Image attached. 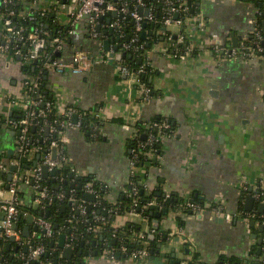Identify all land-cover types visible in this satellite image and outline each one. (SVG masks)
I'll use <instances>...</instances> for the list:
<instances>
[{
	"label": "crops",
	"instance_id": "0c3cea01",
	"mask_svg": "<svg viewBox=\"0 0 264 264\" xmlns=\"http://www.w3.org/2000/svg\"><path fill=\"white\" fill-rule=\"evenodd\" d=\"M199 5L200 12L191 16L183 27L175 23L168 27L175 37L187 33L197 53L175 56L173 43L165 39L154 43L148 51L150 66L156 72L150 77L151 95L146 101H141L136 84L119 74L112 52L108 61L99 55L104 40H110L107 49L118 45L116 30L111 26L121 16L118 12V16L107 14L100 21L103 28H108L105 38H84V32L80 33L73 38L78 41L76 46L67 47L63 53L62 58L69 59L76 50L86 51L90 56L87 69L79 74L69 69L61 73L49 71L50 95L63 109L73 107L77 111L75 122L71 117L73 124L81 122L66 130L65 146L70 162L81 172L80 176L106 183L111 201L123 195L130 178L129 140L135 135V122L149 123L162 116L171 118L176 125L174 136L163 143L160 163L149 169L146 183L151 190L156 189L165 197L173 193L182 197V201L172 207L161 203L158 209L150 206L148 218L122 214L115 221L120 227L128 220H143L142 230L153 228L164 241L138 260L123 251L118 257H111L107 250L101 252L97 241L93 251L82 246L87 255H78L75 249L72 257L62 258L59 237L54 241V251L66 264H188L190 261L216 264L222 256L251 257L255 263L264 260L260 251L257 256L250 255L255 244L260 246L264 224L256 223L257 231L253 232L254 223L251 220L247 223L242 217L247 212L252 216L253 211L264 212H259L260 205H264V56L229 59L214 52L215 46L234 45L235 37L238 43L253 38L258 29V7L253 0H200ZM107 17H111V22ZM1 29L0 24V38ZM152 32V28L147 30L148 35ZM163 32L159 28L158 33ZM24 74L19 60L0 54V89L20 94ZM212 83L215 88L211 87ZM212 90L217 91L216 97L211 95ZM16 114L19 111L13 107L0 104V160L7 165V170L0 173L7 176L10 165L19 158V133L6 122V117ZM41 157L40 153H32L31 168L20 167V172L33 170ZM80 176L74 173L73 183ZM70 190L72 193L74 187ZM19 191L26 205H36L30 184L21 183ZM85 193L89 192L85 191L79 199L88 209L93 201L86 199ZM9 196L6 191L5 197ZM249 197L253 201L247 209ZM192 198L200 204L198 211L187 205L193 203ZM217 203L223 204L233 217L231 220L213 213L212 205ZM79 204L74 201L72 205L77 210ZM35 217L29 213L17 223L23 240L34 236L39 228ZM8 243L9 254L15 253L19 244Z\"/></svg>",
	"mask_w": 264,
	"mask_h": 264
},
{
	"label": "built area",
	"instance_id": "2783aa9c",
	"mask_svg": "<svg viewBox=\"0 0 264 264\" xmlns=\"http://www.w3.org/2000/svg\"><path fill=\"white\" fill-rule=\"evenodd\" d=\"M49 1H51L49 3ZM181 3V5H176V0H169V8L165 12L162 17L161 27L162 31H168V27L175 24H184L191 16L185 17V19L180 18L178 16L175 18V14H179L181 12H187L190 8L188 4V0H177ZM17 3L16 0H0V24L2 27L1 38H0V54L3 56H11L17 55L22 57L23 62L31 63L32 61L38 60L40 56L43 55L44 48L47 46L52 47V52L62 51L65 45V37L55 36L53 38H49L47 35V31L44 28L43 23H38L35 26H31L26 21H33L36 16L27 10H21L20 12L14 7ZM40 3H46L47 5H54L55 15L61 17V23L68 27L67 32L70 36L78 37L80 34L79 23L85 21L91 36L95 39H99V32L97 30V26L101 24L100 17H104L109 14L110 11L116 10L121 16L117 17L114 20L113 28L116 31H120L122 29L121 19L125 16L130 17L135 24V31H141L143 28L144 20L148 21H156V16L151 11L147 16L141 13V8L146 6V3L143 0H135V3H130L128 0L123 1H112V0H33L32 4L30 2H26L27 5H31L32 7H39ZM30 6V7H31ZM42 15H45L47 7L41 8ZM165 33V32H163ZM189 35L187 33H180L177 36V43H181L185 45V50L183 52H175L174 55L178 57H187L188 55L193 54L194 45L189 42ZM137 36L135 35L130 41L122 43L123 49L119 48L116 50L115 47L111 46L110 49H107L106 52H102L99 55L101 59L104 61H108L110 58V53L112 52L114 59L116 57V64L119 74L128 77L131 81H133L141 96V101H146L149 99L151 95V88L148 87L141 79L140 73L145 71L144 65H142L136 72L132 71L126 64H123L121 60L123 59L122 53L127 52L129 49L134 48L137 50L139 47L143 45H136ZM264 33L262 30L257 29L254 33L252 41H242L237 45H218L214 47V52L222 57L229 59L243 58L250 59L255 58L264 54ZM135 44V45H134ZM103 43H100V50H102ZM124 50V51H123ZM105 54V55H104ZM46 57H48V61L45 63L46 74L48 75L49 71L53 72H64L66 69L70 70L74 74L82 73L85 69L90 65V56L84 50H76L74 54L69 59L57 58L53 57L52 53H46ZM145 65H150V59L148 52L145 56ZM42 83L41 75H29L27 73L24 74L23 77V91L20 94H12L3 89H0V104L9 105L10 109L13 107L15 111H19V114L12 115L6 117V122L11 125L16 131L19 132L18 140H17V148L20 156L27 154L29 149L28 146V133L31 126H34L38 123H43L42 127L45 129L48 127V133H53L57 131L56 125L60 124V126L66 127L63 132L58 133V138L54 139L50 142V145L46 149H42L39 147L37 150L42 151V159L39 164L31 171L25 172H15L12 176V179L7 183V185H0V238H10L11 236L15 237V240L19 245H25L27 247L26 253L22 251H16L13 253V259L16 260L15 264H30L32 260L39 259L46 251L47 247L44 243H33V235L27 240H23L21 237V232L18 228H15L16 219L18 214L21 212V206L25 203L23 199L19 195V186L21 183L30 184L35 197L34 203L37 206L41 205L44 207L43 202L45 200H52L53 195L50 193L48 188L44 186L41 182L42 179V168L44 166L48 167V170L51 172L56 170V167L62 163L67 162L70 166V173L74 175L77 174L80 176L81 172H79L74 165L70 162L69 156L65 154V142L68 140L66 130L72 125H81V122L77 124H73L71 121L72 115H74L77 111L73 107H68L67 109H63L60 104L56 102V100H45V97L38 92L40 89V85ZM38 92V95L35 96L34 93ZM40 103H43V107L39 108ZM55 111L57 114H63L67 117L66 120H54L50 121L47 116L49 112ZM146 126L151 130L156 124L147 123ZM170 127V123L168 120H163L160 125H158L159 136H155L153 132L150 134H146L147 141L145 143H140L141 146H146L148 144H152L154 141L160 140L163 144L167 139L173 137L175 134V130H171L169 132H163L162 128L168 129ZM136 132V131H135ZM46 133V132H45ZM53 147L57 148V156L56 159L52 156ZM134 151V150H132ZM154 153L152 150L147 151L148 157H153ZM138 160V154L136 152L130 157V178L128 180V184L132 187L129 192L130 195H137L139 187L138 182H135L131 179V176L134 174L136 170V162ZM14 164L19 166L18 161L14 162ZM153 167V166H151ZM150 167V168H151ZM7 165L0 160V171H6ZM54 175V174H53ZM263 183V181H261ZM145 186L150 189V187L145 182ZM87 192L94 194L95 198H98V192L94 188L92 184H87L85 186ZM6 191H9L10 196L5 197ZM69 201H79V206H77L78 213H85L87 209V205L84 201L80 200L74 193H71L69 189ZM74 194V195H73ZM67 193L64 191H59L55 195L59 199H63ZM95 199V200H96ZM94 200V201H95ZM90 205L95 206V202ZM157 200H150L146 204L142 206V208H148L152 205L157 204ZM192 211H198L200 209V204L193 202L187 204ZM138 201L137 198H134L133 203L131 205L130 210L127 214L131 217L138 215L140 216V212L137 211ZM90 208V209H91ZM212 210L215 215H219L221 217H225L228 220H231V214L227 213L223 204L217 203L212 205ZM25 215L29 214V212L25 211ZM94 224L89 223L87 225V231L91 232H100L103 230L107 220L105 216L100 213H97L95 210H92ZM244 221L249 223L250 214L242 216ZM36 224L43 231L45 237L52 238L55 236V231L53 229V224L50 220L44 218L43 216L35 217ZM35 235V234H34ZM116 236V234H113ZM139 240L148 241V239H154L156 234L155 230L151 228L150 230H140L135 233ZM78 238V235L75 232H71L66 235V245H70L75 247L74 241ZM10 241V239H9ZM2 247L0 245V251ZM128 248L125 246L121 247V251L127 252ZM149 254V250L146 246H142L140 248L134 249L130 253V257L132 259L138 260L147 257ZM111 257H115L114 254H110ZM51 264V262H49ZM219 264H229L228 262L219 263Z\"/></svg>",
	"mask_w": 264,
	"mask_h": 264
},
{
	"label": "trees",
	"instance_id": "16d2710c",
	"mask_svg": "<svg viewBox=\"0 0 264 264\" xmlns=\"http://www.w3.org/2000/svg\"><path fill=\"white\" fill-rule=\"evenodd\" d=\"M17 3L14 7L20 12L21 10H27L31 13L35 14L36 18L33 21H26L31 26H35L38 23H43L45 30L47 31V35L49 38H53L55 36L65 37V45L60 54L58 52H52V47L47 46L44 48L43 55L39 57L36 63L32 61L31 63L23 62L24 60L22 57L14 55L13 57L19 60L22 63V68L25 73L35 76L41 75L42 83L40 85V92L41 95L45 97V100L54 101V97L50 95V91L48 88L47 80L44 78L46 73L45 63L48 61V57H46V53H52L53 57L62 58L63 53L65 52L66 48L71 46L74 48L77 40L75 36H70L67 32L68 27L61 23V20L58 16L55 15V6L51 4L47 5L46 3H40L39 7H32L31 5H27L26 2H30L32 4L33 0H16ZM64 1V0H61ZM112 1H123V0H112ZM130 3H135V0H128ZM146 3V6L151 8L152 12L156 16V21H148L144 20L143 28L141 31H135V24L130 17L125 16L121 19L122 22V29L120 31H116L117 34V41H118V48L120 50L123 49L122 43L130 41L135 35L137 36L136 45L139 47L137 50L131 48L127 51V56L123 57L121 62L126 64L132 71H137L142 65L146 66L145 71L140 73V79L151 88L150 77L156 71L150 66L145 65V56L147 52L151 49L154 43L160 41V39H165L173 43L172 51L175 52H183L185 50V45L181 43H177V37H175L170 31H165V33H158L159 28L163 26L162 24V17L169 8V0H143ZM176 5H181L179 1L176 0ZM258 7L257 12V28L262 30L261 23L264 20V0H253ZM188 4L190 8L187 12H181L178 14L180 18L185 19L187 16H193L200 12V5L198 0H188ZM31 6V7H30ZM47 7L45 15H42V9ZM154 22V27H152V23ZM185 25V23H184ZM153 29V32L148 35L147 30ZM108 28L102 27L99 32V38L103 39L106 37V31ZM79 30L82 34L84 32V38H91V33L88 30V27L85 21L79 23ZM185 33V32H182ZM163 34V35H162ZM83 38V39H84ZM85 40V39H84ZM253 38L246 39L245 41L249 42L252 41ZM230 44V43H228ZM135 45V44H134ZM107 50V49H106ZM104 50V46H102V50L99 52H106ZM124 51V50H123ZM99 53V54H100ZM193 53H197L196 48L194 47ZM105 55V54H104ZM130 55V56H129ZM264 56V54H263ZM38 92H35L34 95L37 96ZM43 107V103H40L39 108ZM47 118L50 121L54 120H66L67 117L63 114H57L55 111L49 112ZM163 120H168L170 123V127L168 129L162 128L163 132H169L171 130H175L176 125L171 118L166 117H155L151 119V123L156 124L153 129H149L145 121H136L134 126L136 128L135 135L130 138L129 140V148L131 157L134 152L138 154V160L136 162V170L134 174L131 176V179L135 182H138V193L137 195H130L129 192L131 191L132 187L127 183L126 191L123 193L122 196L117 201H111L108 199L107 194L110 192L107 184L97 180L94 177H87V176H80L78 179L73 183L70 176V166L68 161L62 162L56 167L55 178L54 177H47L41 179V182L44 186L48 188L50 193L54 196L53 199L50 201L45 200L43 202L44 207L41 205L35 206H28L26 204L22 205L20 208L21 212L18 214L16 219V226L17 223L19 224L25 215V211L29 213H33L36 216H43L44 218L50 220L53 224V229L55 231V236L52 238L45 237L43 231L38 228L33 236V243H44L47 247V251L37 260H32L30 264H51L54 263L55 259H58L57 264H66L64 259H60L57 252L54 251V242L57 238L60 237L61 234H70L71 232H75L78 235V238L74 241L75 249L79 250L82 246L87 251H93V242L97 241L98 248L101 249V252L107 250L109 254H117L122 253L121 247L125 246L128 248L127 255L131 253L134 249L140 248L142 246H146L148 250L151 247H156L157 244L163 242L161 233L155 230V238L148 239V243L145 245V241L139 240L135 233L137 231L142 230L144 226V221H135V220H128L123 226L118 227L115 223L116 218L119 215L127 214L131 208L134 198H137L138 206L137 211L144 218L150 217V209L142 208L144 204H146L150 200H157L159 203L172 207L182 201V197L178 195L171 194L170 197H165L164 193H159L156 189H149L145 186L146 178L148 177V172L151 166L158 165L160 163V159L163 154V144L160 140L154 141L152 144H148L146 146H141L140 143H145L147 141L146 138H143V134H150L153 132L155 136H159L158 125L162 123ZM149 122V123H150ZM43 123H38L34 126H31L29 129V139H28V146L29 149L27 154H24L18 158V162L20 167L24 170H29L31 168V155L32 153H40L42 156V151L37 150L39 147L42 149H46L49 147L50 142L54 139L58 138V133L63 132L66 127L60 126V124L56 125L57 131L53 133H45L43 127ZM66 156L69 155L66 146L64 147ZM134 150V151H132ZM152 150L154 153L153 157L147 156V151ZM42 159V157H41ZM41 161V160H40ZM20 172V169H19ZM0 181L8 183L7 174L0 173ZM87 184H92L94 188L98 192V198L94 201L95 206H92L90 210H86L85 213H78L76 208L69 204L68 195H66L63 199L57 198L55 195L59 191H67L74 187V193L78 198L83 196V193L86 191L85 186ZM260 191V190H259ZM19 195L22 198V194L19 191ZM197 203V201H196ZM92 210H95L97 213L102 214L105 216L107 223L105 224L103 230L100 232H91L87 231V225L89 223L94 224L93 220V213ZM255 214L254 216L250 215V220L252 223V230L253 232L257 231V227L255 226L256 223L264 224V212L262 214L253 211ZM180 225H182L183 221L181 218L179 219ZM151 227V225H150ZM113 234H116L114 236ZM262 240L260 242V246L255 244V246L251 249L250 255H259L258 248L261 247L260 253L264 254V228L262 231ZM10 238L4 237L0 239V245L2 250L0 251V262L1 264H10L13 262L15 264L16 260L11 259L9 252L6 249L7 243L9 242ZM83 243V245H82ZM259 246V247H258ZM98 250V249H97ZM16 251H22L26 253L27 249L24 245H19ZM50 252V254H48ZM100 252V251H99ZM195 259V258H194ZM228 262L229 264H254V259L251 257L241 258L235 256H222L216 264ZM68 264V263H67ZM188 264H195V261H190ZM264 264V260L259 263Z\"/></svg>",
	"mask_w": 264,
	"mask_h": 264
},
{
	"label": "water",
	"instance_id": "95a60500",
	"mask_svg": "<svg viewBox=\"0 0 264 264\" xmlns=\"http://www.w3.org/2000/svg\"><path fill=\"white\" fill-rule=\"evenodd\" d=\"M200 2V0H198V3ZM149 8L147 7H142L141 8V13L142 14H145V15H147L148 14V12H149ZM109 15H113V16H118V14H117V11L116 10H112V11H110L109 12ZM178 17V14H175V18H177ZM104 19V17L102 16V17H100V21H102ZM107 21L108 22H111V17H107ZM152 24H154V23H152ZM263 25H264V21H263ZM184 25H182V27H183ZM100 29H101V24H99L98 26H97V30L98 31H100ZM111 31H113V28L111 27L110 28V32ZM110 43V40H104L103 41V45H104V48H108V44ZM233 44L234 45H237L238 44V37L236 38H233ZM263 44H264V41H263ZM115 49L117 50L118 49V46H115ZM60 54V51L58 52V55ZM127 56V52H123L122 53V57H126ZM130 56V55H129ZM37 62V60H35L34 61V63H36ZM45 79L47 80V83H49V80H48V75L46 74V76H45ZM211 85V87L212 88H215L216 87V85L215 84H210ZM217 91H211L210 93H211V95L213 96V97H216V95H217V93H216ZM77 118H78V114L77 113H75L74 115H73V121L75 122L76 120H77ZM49 129H48V127L45 129V132H46V134L49 132L48 131ZM13 132V131H12ZM15 132V131H14ZM16 133H19L18 131L16 132ZM143 138H146V134H143ZM56 150H57V148L56 147H53V150H52V156H53V158L54 159H56ZM18 157H20V155L18 154L17 155ZM37 157H40V155H38ZM19 170V166L18 165H16V164H12V165H10V169H9V173H8V176H7V179L10 181L11 179H12V176H13V174L15 173V172H17ZM55 170H53V171H49L48 170V167L47 166H44L43 168H42V176L45 178V177H48L49 176V174H55ZM70 176L72 177L73 176V174L72 173H70ZM0 185H6V183L5 182H3V181H0ZM67 195H69V191H67ZM85 198L86 199H88V200H90V201H94L96 198H95V195L94 194H91V193H85ZM191 201L192 202H194V199L192 198L191 199ZM252 201H253V198L252 197H249L248 199H247V209L248 208H251L250 206H251V204H252ZM74 203V201H69V204H73ZM76 203V202H75ZM35 207H37V205H35ZM90 208H91V206H88V210H90ZM159 208V205H157V204H155V205H152L151 206V209H158ZM264 205L263 204H261L260 205V207H259V212H263L264 210ZM168 212V207H165L164 208V213H167ZM156 215L158 216V217H160V215H161V213L159 212V211H157L156 212ZM31 217H32V215H31ZM155 222H157L158 223V220H155ZM155 227H157V226H155ZM15 228H17V226L15 225ZM15 240V237L14 236H11L10 237V241H14ZM96 243V241H94L93 242V244H95ZM52 244H54V242H52ZM82 245H83V243H82ZM9 243L7 244V246H6V248H7V250H9ZM59 246L63 249V253H62V258H70V257H72V255H73V253H75V247H73V246H70V245H66V235L65 234H61L60 235V238H59ZM258 251H260V249H258ZM82 253H84L85 255H87L88 254V252L87 251H83V249L82 248H80L79 250H78V255H81ZM48 254H50V252H48ZM10 256H11V259H13V254H10ZM119 255L117 254V257H118ZM58 263V259H55V261H54V263L53 264H57ZM10 264H13V262H10ZM76 264H82V263H76ZM254 264H259L258 262L257 263H255L254 262Z\"/></svg>",
	"mask_w": 264,
	"mask_h": 264
}]
</instances>
